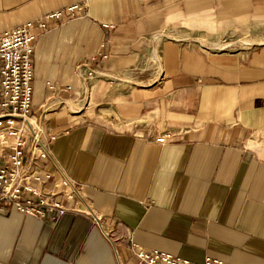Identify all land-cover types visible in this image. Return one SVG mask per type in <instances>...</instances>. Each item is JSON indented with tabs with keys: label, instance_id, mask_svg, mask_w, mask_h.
Segmentation results:
<instances>
[{
	"label": "crops",
	"instance_id": "obj_1",
	"mask_svg": "<svg viewBox=\"0 0 264 264\" xmlns=\"http://www.w3.org/2000/svg\"><path fill=\"white\" fill-rule=\"evenodd\" d=\"M75 3L85 15L38 32L32 105L82 193L56 221L0 209V264H138L133 242L264 264V0H0V34ZM212 35L254 41L193 39ZM85 61L116 80L73 114Z\"/></svg>",
	"mask_w": 264,
	"mask_h": 264
},
{
	"label": "built area",
	"instance_id": "obj_2",
	"mask_svg": "<svg viewBox=\"0 0 264 264\" xmlns=\"http://www.w3.org/2000/svg\"><path fill=\"white\" fill-rule=\"evenodd\" d=\"M85 14L86 5L75 3L0 34V209L13 206L21 213L44 221H56L72 209L63 200L81 196L82 185L52 156V143L57 134L46 130L43 114L34 113L33 54L38 32L51 31ZM108 57V53L99 52L90 61ZM90 61L77 65L82 84L75 90L74 100L83 104L88 103L93 81L112 84L116 80L99 64L93 65ZM48 86L55 89L51 83ZM73 89L72 85L65 87V91ZM50 108L48 103L43 105L42 113ZM169 137V133H164L155 141L163 144ZM131 250L138 258V264H233L210 256L194 262L134 242Z\"/></svg>",
	"mask_w": 264,
	"mask_h": 264
},
{
	"label": "rangeland",
	"instance_id": "obj_3",
	"mask_svg": "<svg viewBox=\"0 0 264 264\" xmlns=\"http://www.w3.org/2000/svg\"><path fill=\"white\" fill-rule=\"evenodd\" d=\"M166 33V32H165ZM195 39H199V40H195L201 47H203L205 50L208 51H222V50H231V49H235L238 46H244V47H248L252 44V42L254 41V39L250 38V37H234V36H226V37H221L219 35H212V36H195L193 38ZM256 41L258 39H255ZM260 41V40H259ZM215 47V48H214ZM154 54H149L148 55V59L150 58V60L152 59V63L155 64V66H158V61L156 60V56H158L155 52V55L153 57ZM157 71H159V69L157 68ZM98 84H102L103 85V81H93L91 86H92V92L88 97V103L87 104H83V103H79L77 100H74V98H68L66 99V109L71 110L73 112V114H78V113H74L75 111H79L80 109L82 111L86 110V111H90L93 109L92 107L94 106V102L97 99V91H99L102 87V85H97Z\"/></svg>",
	"mask_w": 264,
	"mask_h": 264
},
{
	"label": "bare ground",
	"instance_id": "obj_4",
	"mask_svg": "<svg viewBox=\"0 0 264 264\" xmlns=\"http://www.w3.org/2000/svg\"><path fill=\"white\" fill-rule=\"evenodd\" d=\"M197 40V39H196Z\"/></svg>",
	"mask_w": 264,
	"mask_h": 264
}]
</instances>
